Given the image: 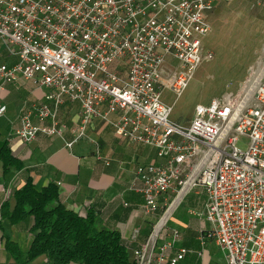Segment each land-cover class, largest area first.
Here are the masks:
<instances>
[{
  "label": "built area",
  "instance_id": "obj_1",
  "mask_svg": "<svg viewBox=\"0 0 264 264\" xmlns=\"http://www.w3.org/2000/svg\"><path fill=\"white\" fill-rule=\"evenodd\" d=\"M217 1L0 0V45L17 58L0 66V81L32 82L49 90L45 99L53 103L36 109L38 124L22 118L19 139L62 137L59 108L76 103L81 120L68 149L100 121L162 161L139 167L141 185L132 186L154 218L147 243L133 252L136 264H185L189 255L202 261L208 241L225 264H264V82L252 75L236 95L197 105L188 125L171 120L174 102L163 98L165 91L180 98L202 63L213 60L204 39ZM198 190L207 197L210 228L200 249L190 250L168 223Z\"/></svg>",
  "mask_w": 264,
  "mask_h": 264
},
{
  "label": "crops",
  "instance_id": "obj_2",
  "mask_svg": "<svg viewBox=\"0 0 264 264\" xmlns=\"http://www.w3.org/2000/svg\"><path fill=\"white\" fill-rule=\"evenodd\" d=\"M227 3L224 0L216 2L213 12L208 16L210 25L212 15ZM16 62L17 58L0 45V66L14 65ZM169 62L174 63L171 60ZM48 93L49 90L32 82L14 86L0 81V109H4L3 114H0V132L4 140L8 141L14 156L23 162L27 170L16 173L12 180L6 182L0 164V206L9 198L13 188L22 186L30 176L38 188L49 183L56 184L61 201L69 209L82 215L92 211L102 228L116 230L124 239L142 245L145 241L142 232L149 224L154 225V218L143 213V195L134 191L132 186L141 185V179L137 176L139 167L162 161L157 158L153 148L122 142L111 127L100 121H94L87 131V137L68 149L66 144L73 140L81 120L76 103L67 102L59 108L57 119L62 137L39 135L31 142L22 141L15 134L21 127L22 118L30 116L32 122L38 124L36 109L44 103L53 107V103L45 99ZM50 124L51 120H47L46 125ZM188 196H193L192 207L185 200ZM186 197L174 212L171 221L175 226L172 223L171 226L180 230L182 246L198 250L200 235L210 228L203 216L207 197L200 190ZM11 204L13 206V200ZM0 225V264H16L5 250L6 238L17 243L26 254L32 237L25 227L16 228L8 221L1 220ZM213 249L218 252L213 243L208 241L203 260L189 255L190 263L216 262ZM29 264L48 262L45 257H40Z\"/></svg>",
  "mask_w": 264,
  "mask_h": 264
},
{
  "label": "trees",
  "instance_id": "obj_3",
  "mask_svg": "<svg viewBox=\"0 0 264 264\" xmlns=\"http://www.w3.org/2000/svg\"><path fill=\"white\" fill-rule=\"evenodd\" d=\"M0 164L6 182L16 173L27 172L1 132ZM192 197L185 199L190 207ZM163 212L160 211V216ZM0 220L16 228L25 227L32 237L26 254L17 243L6 238L5 250L16 264H29L40 257H45L48 264H136L133 252L147 243L154 226L149 224L142 232L145 239L142 245L124 239L118 231L102 228L94 212L82 215L66 207L56 184L38 188L30 176L22 186L13 188L1 204ZM189 257L185 264H191Z\"/></svg>",
  "mask_w": 264,
  "mask_h": 264
},
{
  "label": "rangeland",
  "instance_id": "obj_4",
  "mask_svg": "<svg viewBox=\"0 0 264 264\" xmlns=\"http://www.w3.org/2000/svg\"><path fill=\"white\" fill-rule=\"evenodd\" d=\"M210 22L204 48L213 53V60L202 63L180 98L169 91L163 93L166 103L174 102L171 120L182 125L189 124L197 105H208L225 94L236 95L264 63V0H230ZM260 78L264 82V68ZM239 147L246 149L247 141ZM212 253L216 262L209 264H225L223 252L213 249Z\"/></svg>",
  "mask_w": 264,
  "mask_h": 264
},
{
  "label": "bare ground",
  "instance_id": "obj_5",
  "mask_svg": "<svg viewBox=\"0 0 264 264\" xmlns=\"http://www.w3.org/2000/svg\"><path fill=\"white\" fill-rule=\"evenodd\" d=\"M263 68H264V63H262L261 65H259V67H258V70L257 71H254L253 72V78H252V82L254 81V80H257L258 78H259V76H261V72H262V70H263ZM252 77V76H251ZM174 106V105H173ZM178 204V202H176V205ZM168 216L169 215H167L166 217H165V219L159 224V228L162 226V225H164V223H165V221H166V219L168 218Z\"/></svg>",
  "mask_w": 264,
  "mask_h": 264
}]
</instances>
